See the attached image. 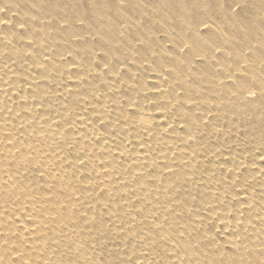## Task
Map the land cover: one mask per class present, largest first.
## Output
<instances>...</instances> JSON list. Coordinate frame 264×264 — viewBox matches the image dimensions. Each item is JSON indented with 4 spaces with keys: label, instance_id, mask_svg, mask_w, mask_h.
Returning <instances> with one entry per match:
<instances>
[{
    "label": "rangeland",
    "instance_id": "1",
    "mask_svg": "<svg viewBox=\"0 0 264 264\" xmlns=\"http://www.w3.org/2000/svg\"><path fill=\"white\" fill-rule=\"evenodd\" d=\"M3 179L0 264H264V0H0Z\"/></svg>",
    "mask_w": 264,
    "mask_h": 264
},
{
    "label": "bare ground",
    "instance_id": "2",
    "mask_svg": "<svg viewBox=\"0 0 264 264\" xmlns=\"http://www.w3.org/2000/svg\"><path fill=\"white\" fill-rule=\"evenodd\" d=\"M7 44V43H6ZM48 56V55H47ZM33 80V79H32ZM35 82V81H34ZM153 82H154V80H153ZM10 83V82H9ZM39 85V84H38ZM7 86V85H6ZM13 89V88H12ZM69 94H71V93H69ZM68 94V95H69ZM66 97H67V95H66ZM135 110V109H134ZM150 115L151 114H144V119H150L151 117H150ZM166 115V114H165ZM168 115V114H167ZM154 115H152V117H153ZM2 121V120H1ZM46 122V121H45ZM78 122V121H77ZM80 122V121H79ZM89 124V123H88ZM55 125V124H54ZM83 125H84V123H83ZM52 126V125H51ZM158 126H159V124H158ZM55 127V126H54ZM77 129V128H76ZM68 130H70V129H68ZM169 130H171V128L170 127H165V129L163 130L164 132H163V136L164 137H170L169 136V134H170V132H171V134L173 133L172 132V130L171 131H169ZM55 132V131H54ZM74 133H75V131H74ZM73 133V134H74ZM79 134V133H78ZM81 134V133H80ZM145 134H146V132H145ZM149 134H150V132H147V135L149 136ZM45 135V134H44ZM83 135V134H82ZM94 135H95V133H94ZM62 136V135H61ZM75 136V135H74ZM88 136H90V135H88ZM101 136V135H100ZM99 136V137H100ZM146 136V135H145ZM98 137V138H99ZM153 137V136H152ZM82 138V137H81ZM148 138V137H147ZM60 139V138H59ZM97 139V138H96ZM101 139H103V138H101ZM144 139V138H143ZM40 140V139H39ZM51 140V139H50ZM71 140V139H70ZM74 140V139H73ZM78 140V139H77ZM99 140V139H98ZM104 140V139H103ZM86 141V140H85ZM90 141V140H89ZM102 141V140H101ZM111 143V142H110ZM135 144H136V142H135ZM129 145V144H128ZM176 146L178 145V144H175ZM113 146V145H112ZM130 146V145H129ZM137 146V145H136ZM141 150V149H140ZM138 151L137 152V154H138V157L137 158H134V160L136 161V163H138V164H143L142 162H143V160L145 159V158H142V156L144 157V155H145V153L147 152V150L146 151ZM118 154V153H117ZM116 156H118V155H116ZM146 157V156H145ZM159 158V157H158ZM105 167V166H104ZM241 168H242V166H241ZM254 169H255V167H254ZM260 172V171H259ZM102 173H104V172H102ZM106 175H107V173H105ZM140 175V174H139ZM108 177H109V175H107ZM263 176V175H262ZM106 177V176H105ZM260 177V176H259ZM107 178V177H106ZM11 178H9V180H10ZM100 179H101V177H100ZM4 181H6V180H1L0 182H4ZM8 182V181H7ZM17 213H19V212H17ZM7 214V213H6ZM8 215V214H7ZM19 215V214H18ZM14 216V215H13ZM20 216V215H19ZM3 219V218H2ZM17 220H18V218H17ZM19 221V220H18ZM19 222H21V219H20V221ZM9 223V222H8ZM21 224V223H20ZM24 226H25V224H24ZM20 227V226H19ZM22 228H24V227H22ZM37 228V223L35 222L34 223V226L33 227H28L27 226V228L25 229V231H26V234H24V238H26V240L27 241H29V240H33V238L35 237V234H36V232H35V229ZM23 230V229H22ZM22 233V232H21ZM23 234V233H22ZM21 237V236H20ZM14 260H12V262H13ZM15 262V261H14ZM17 262V261H16ZM18 263V262H17Z\"/></svg>",
    "mask_w": 264,
    "mask_h": 264
}]
</instances>
